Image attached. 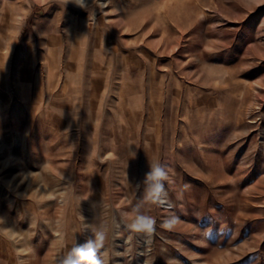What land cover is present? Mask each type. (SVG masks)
Returning <instances> with one entry per match:
<instances>
[{"label": "rangeland", "instance_id": "374dc122", "mask_svg": "<svg viewBox=\"0 0 264 264\" xmlns=\"http://www.w3.org/2000/svg\"><path fill=\"white\" fill-rule=\"evenodd\" d=\"M100 228L108 264H264V0H0V264Z\"/></svg>", "mask_w": 264, "mask_h": 264}, {"label": "clouds", "instance_id": "9594fccd", "mask_svg": "<svg viewBox=\"0 0 264 264\" xmlns=\"http://www.w3.org/2000/svg\"><path fill=\"white\" fill-rule=\"evenodd\" d=\"M74 5L83 8L84 0H67ZM149 170L144 176L145 185L143 202L163 205L166 196L164 182L169 179L166 167L159 160L148 161ZM139 187V184H137ZM63 195V194H61ZM55 198V197H53ZM127 219V227L135 233L151 236L155 231L156 221L151 216L140 212V205L133 208L131 213L123 214ZM177 223L175 217L165 219L161 227L171 229ZM107 238V230L100 228L94 230V238L87 239L84 243H78L71 248L60 260L59 264H108L107 252L101 253Z\"/></svg>", "mask_w": 264, "mask_h": 264}, {"label": "bare ground", "instance_id": "6f19581e", "mask_svg": "<svg viewBox=\"0 0 264 264\" xmlns=\"http://www.w3.org/2000/svg\"><path fill=\"white\" fill-rule=\"evenodd\" d=\"M84 1H86V0H84ZM98 2H100V1H98ZM165 204H169V202L166 200V201H165Z\"/></svg>", "mask_w": 264, "mask_h": 264}]
</instances>
